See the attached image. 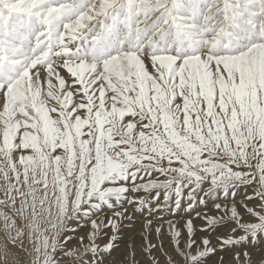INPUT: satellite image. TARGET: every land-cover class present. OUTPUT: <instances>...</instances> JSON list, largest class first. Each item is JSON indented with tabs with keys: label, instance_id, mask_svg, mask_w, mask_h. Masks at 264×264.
<instances>
[{
	"label": "snow or ice",
	"instance_id": "1",
	"mask_svg": "<svg viewBox=\"0 0 264 264\" xmlns=\"http://www.w3.org/2000/svg\"><path fill=\"white\" fill-rule=\"evenodd\" d=\"M166 183L216 210L173 264H255L264 0H0V264H94L64 234Z\"/></svg>",
	"mask_w": 264,
	"mask_h": 264
},
{
	"label": "rangeland",
	"instance_id": "2",
	"mask_svg": "<svg viewBox=\"0 0 264 264\" xmlns=\"http://www.w3.org/2000/svg\"><path fill=\"white\" fill-rule=\"evenodd\" d=\"M130 195L129 198H125V194L114 195L106 202L101 201L99 206L93 209L90 217V219L98 221L96 229H91L89 224L77 229L76 232L69 231L64 234L66 237H74L94 232V235H88L89 240L98 249L97 252L92 253L93 256H99L94 264H114V261H116L115 264H173V256L176 252L181 255H185L187 252L188 255H191V246L201 238L210 235L209 232L195 231L190 236H186V226L183 227L179 223L192 219L193 224L197 225L196 228L203 230L205 219L196 216L203 212H206L208 216L215 214V209L208 211L211 209L212 202H209L208 209H205L196 203L195 199L190 200L185 189H180L178 193L176 185L171 183L162 184L155 190L135 193L140 198L139 202L135 204L130 202ZM219 199L222 202L223 196L221 195ZM189 205L192 206L189 207ZM121 212L126 213L122 215L125 217H122L117 223L116 219L111 216ZM100 218L101 223L99 222ZM142 222L146 224L142 228L136 229L137 224ZM75 228V223L70 221L69 229ZM220 231V234L223 235L227 234L229 229ZM67 243L72 247L76 246L75 240H69ZM108 243H112V248L106 251ZM72 247L69 250H72ZM181 247L184 251L181 250ZM245 250L251 253L255 264H264V259H262L264 258V242L257 246H249ZM140 257L141 260H139ZM216 260L217 257H212L208 264H214Z\"/></svg>",
	"mask_w": 264,
	"mask_h": 264
},
{
	"label": "bare ground",
	"instance_id": "3",
	"mask_svg": "<svg viewBox=\"0 0 264 264\" xmlns=\"http://www.w3.org/2000/svg\"><path fill=\"white\" fill-rule=\"evenodd\" d=\"M114 203V202H113ZM128 211H130V210H128ZM106 213V212H105ZM121 214V216L122 215H125L126 213L125 212H121L120 213ZM129 214V213H128ZM104 215V214H103ZM110 215V214H109ZM116 216H117V214L114 216V215H112L111 217H114L115 219H116ZM123 218L125 217V216H122ZM96 220V219H95ZM101 221V218L99 219V222ZM136 222H137V220H136ZM139 222V221H138ZM141 222V221H140ZM101 223V222H100ZM196 223H198V222H196ZM139 224V225H138ZM137 224V226H136V229H139L140 227L142 228V226H144V224H146V223H144V222H142V223H138ZM181 226H183V227H185L186 226V228H187V221H182V222H180L179 223ZM101 225V224H100ZM133 226V225H132ZM197 227V225H194V229H193V232H195L196 231V228ZM203 227V226H202ZM183 229V228H182ZM136 231V230H135ZM197 232V231H196ZM127 235H129V234H127ZM126 235V236H127ZM224 235V234H223ZM125 236V235H124ZM0 237H2V230L0 229ZM184 239V238H183ZM195 240V239H194ZM125 242V241H124ZM131 242V241H130ZM137 242V241H136ZM97 243V242H96ZM124 246V245H123ZM137 246H138V244H137ZM167 246V245H166ZM122 248V247H121ZM117 250V249H116ZM124 250V249H123ZM126 251V250H125ZM156 251V250H155ZM153 254V253H152ZM107 255V254H106ZM137 255V254H136ZM143 256V255H142ZM119 257H120V254H119ZM122 257V256H121ZM139 260H141V257L139 258ZM138 261V260H137ZM105 262V261H104ZM136 262V261H135ZM116 263V261H114V264ZM129 263V262H128ZM162 263V262H161Z\"/></svg>",
	"mask_w": 264,
	"mask_h": 264
}]
</instances>
